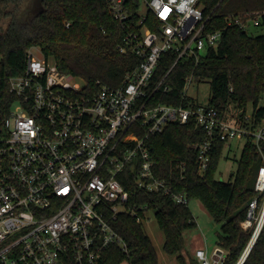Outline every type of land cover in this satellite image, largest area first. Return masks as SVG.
<instances>
[{
	"label": "built area",
	"instance_id": "obj_1",
	"mask_svg": "<svg viewBox=\"0 0 264 264\" xmlns=\"http://www.w3.org/2000/svg\"><path fill=\"white\" fill-rule=\"evenodd\" d=\"M133 26L132 0H107L121 24V51L140 57L137 68L120 85L86 87L49 57L29 48L23 72L4 76L0 71V264H102L103 252L128 244L113 225L122 211L143 221L153 211L149 204H130V190L120 180L127 168L139 186L163 190L179 203L189 204L168 178L155 174L149 138L170 122L194 116L206 129L196 143L198 172L209 166L214 140H252L262 158L255 181L256 195L242 221L251 229L244 249L248 254L264 227V120L224 118L208 103L189 93L198 83L184 74L182 102H153L159 89H172L167 75L181 59L197 65L208 47L216 45L222 30L208 27L210 15L201 0H144L147 10ZM167 10V11H166ZM264 10L226 15L229 25L249 29L260 24ZM153 15L156 28L148 23ZM70 22H67L68 26ZM175 60L161 79H153L164 53ZM2 54L0 52V63ZM187 100V103L184 101ZM182 171L185 162L177 163ZM151 211V213H149ZM243 251V252H244ZM228 251L217 245L213 260L204 247L196 250L202 264H223Z\"/></svg>",
	"mask_w": 264,
	"mask_h": 264
},
{
	"label": "trees",
	"instance_id": "obj_2",
	"mask_svg": "<svg viewBox=\"0 0 264 264\" xmlns=\"http://www.w3.org/2000/svg\"><path fill=\"white\" fill-rule=\"evenodd\" d=\"M23 1L0 0V16L14 15L11 5L17 8ZM140 3L132 0L130 5L135 27L141 26L137 25ZM201 3L210 15L208 27L222 30L220 40L207 48L197 65L194 59H181L164 80L173 85L172 89L159 88L152 96L153 102L181 103L183 75L193 72L196 81H210L208 104L215 106L224 118L236 115L242 123L252 104L254 122L264 120V33L253 34L250 29L229 25L226 20V15L231 13L264 10V0H201ZM31 17L28 22L15 17L0 31V71L4 76L24 71L27 52L32 47L52 57L61 70L79 76L93 91L102 85L122 84L128 72L139 65L138 55L123 52L119 47L125 30L114 18L107 0H43V9ZM67 22H70L68 26ZM148 23L152 28L158 25L153 15L149 16ZM259 25L264 26V13ZM174 60L173 52L164 53L153 79H161ZM206 134V129L191 116L186 122H170L163 131L151 135L154 171L168 178L172 187L184 193L189 201L199 199L221 223L217 243L228 251L223 264H237L251 237V229H245L242 221L249 202L256 195L255 181L262 158L255 143L246 140L231 180L217 178L227 144L218 135L209 166L200 174L195 145ZM179 162H185L184 171L177 166ZM119 178L130 190V204L148 203L153 209L164 233L165 251L175 255L180 264H197L198 258L188 257L183 251L184 231L197 225L189 204L175 201L163 190L148 191L139 186L130 168ZM113 225L127 241L128 252L118 243H112L103 252L102 264L159 263L157 248L136 215L122 211ZM242 264H264V227Z\"/></svg>",
	"mask_w": 264,
	"mask_h": 264
},
{
	"label": "rangeland",
	"instance_id": "obj_3",
	"mask_svg": "<svg viewBox=\"0 0 264 264\" xmlns=\"http://www.w3.org/2000/svg\"><path fill=\"white\" fill-rule=\"evenodd\" d=\"M31 0H24L22 5L15 7L14 4L11 5V8L14 10V15H2L0 16V31L5 29L10 21L16 17L17 20L28 22L32 18L31 14H28V7ZM147 10V3L142 0V5L140 8L141 13H145ZM250 29V32L253 34H262L264 33V26L256 25ZM33 52L42 58L44 56L43 51L40 48H33ZM205 52V50H204ZM49 61L52 62L54 59L49 57ZM190 95L195 98L197 101H200L204 104L208 103L211 96V83L209 80H204L201 82L193 83L189 88ZM252 104H249L247 113L252 112ZM236 110V109H235ZM246 114L244 115V117ZM231 118H238L236 115ZM246 139L236 138L230 140L225 147L223 152V157L221 158L216 177L223 180L229 181L232 176L235 174L239 158L241 156L244 144ZM263 161V160H262ZM189 206L197 219V225L192 228H188L184 231L185 244L183 251L188 257H196L195 251L198 246H203L208 256L213 260V252L215 247L218 245V232L221 228V223L217 222L204 204L199 199H192L189 202ZM151 213V211H149ZM145 228L150 235L151 239L155 243L159 254V263L158 264H180L177 257L173 254H169L165 251L163 247L164 242V233L161 230L157 217L153 214L144 220ZM201 248V247H200ZM243 254V253H242ZM241 258V257H240ZM197 264H202L200 261Z\"/></svg>",
	"mask_w": 264,
	"mask_h": 264
},
{
	"label": "water",
	"instance_id": "obj_4",
	"mask_svg": "<svg viewBox=\"0 0 264 264\" xmlns=\"http://www.w3.org/2000/svg\"><path fill=\"white\" fill-rule=\"evenodd\" d=\"M43 9V0H31L29 7H28V14L34 15L37 12L41 11ZM247 254H245V251L241 255V258L237 262V264H242L246 258Z\"/></svg>",
	"mask_w": 264,
	"mask_h": 264
},
{
	"label": "crops",
	"instance_id": "obj_5",
	"mask_svg": "<svg viewBox=\"0 0 264 264\" xmlns=\"http://www.w3.org/2000/svg\"><path fill=\"white\" fill-rule=\"evenodd\" d=\"M152 215L154 214V212L152 211V213H151ZM155 244V243H154ZM200 247H203V246H198L196 249H198V248H200ZM195 255L197 256V254H196V251H195ZM198 258V257H197ZM198 261H199V259H198Z\"/></svg>",
	"mask_w": 264,
	"mask_h": 264
},
{
	"label": "snow or ice",
	"instance_id": "obj_6",
	"mask_svg": "<svg viewBox=\"0 0 264 264\" xmlns=\"http://www.w3.org/2000/svg\"><path fill=\"white\" fill-rule=\"evenodd\" d=\"M167 11V10H166Z\"/></svg>",
	"mask_w": 264,
	"mask_h": 264
}]
</instances>
